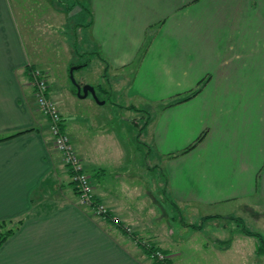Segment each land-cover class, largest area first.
I'll use <instances>...</instances> for the list:
<instances>
[{"label": "crops", "instance_id": "0c3cea01", "mask_svg": "<svg viewBox=\"0 0 264 264\" xmlns=\"http://www.w3.org/2000/svg\"><path fill=\"white\" fill-rule=\"evenodd\" d=\"M19 1L0 0V264H264V0ZM76 28L88 48L76 66L97 64L111 87L138 82L127 94L139 111L105 112L149 113L143 126L105 122L103 82L104 103L57 85L51 58L59 44L72 52ZM32 66L108 215L80 202Z\"/></svg>", "mask_w": 264, "mask_h": 264}, {"label": "rangeland", "instance_id": "374dc122", "mask_svg": "<svg viewBox=\"0 0 264 264\" xmlns=\"http://www.w3.org/2000/svg\"><path fill=\"white\" fill-rule=\"evenodd\" d=\"M38 2H39V0H26L25 1V3L29 4V5L30 4L34 5V3L38 4ZM42 2L44 3L45 1H42ZM73 2H74V4H79V3H75L74 0H71L70 4H73ZM15 3H17V4L19 3V5H21V1H19V0H15ZM79 6H80V4H79ZM34 7H30V8L33 9ZM38 9H39V7H37V10ZM75 19H78L77 15H76ZM82 22L83 21H81V23ZM43 28H45V25L40 23V25L37 26L35 28V30L40 35L42 30H43ZM76 29L78 31L77 32L78 40H77V42L76 41L74 42V40L72 41V42H74V44H72V46H71L72 52L70 53V48L69 47L66 50V48H67L66 45L64 46L62 44H59V46H58V55H57V53H54V56H56V57L55 58L54 57L51 58L54 61V66L56 68L57 76L58 75H62V77H61L60 81L57 83V85L61 86L64 89L63 92H68V90H71V89L74 90L76 88V83L82 85L81 83L84 80H86V81L91 82V85H93L95 87L96 94H97L99 99L104 96V93H103V90L101 89V87L108 88V96H105V98L107 99L106 106L102 107V109H101V110L104 111L103 114L105 115V117H104V119L106 120L105 122L108 121V117L116 116L118 121L119 120L122 121L121 118H119L122 115L135 114L137 116H143V117L136 119L137 120L136 125H134V126H130L129 125L130 128H131L129 131L131 132V130H133V129L136 130V128H138L140 126H143L145 124V122L147 121V119H149V117H150L149 113H140V112H138L136 114V113H133L132 111H129V110H123V111H121V113L117 112V111L115 112V110L113 112H111V111L105 112L106 110H108L107 109L108 107L111 106V108H112V106H114L115 104H119L121 106H128V105L131 106L132 105L133 107H135V108L137 107L138 108L136 103H138L141 100V98L140 97H136V98L131 99V98H129V96L127 94V92L132 91L131 90V86L132 87H137L138 86V82L136 81V77H135V80H133L131 82H129L126 79H123V80L119 81L116 84V86L112 85V87H111L110 84H108V82H106L103 79L104 77H101V74L98 73L97 64L93 63L90 66V68H85L86 66H84V67H78L77 69H74L73 77L75 78V81L72 79L71 75L69 74L71 67L73 66L74 63H76L77 65H80V64H82V63H84L86 61L87 56L85 57L84 53L88 49L87 45L80 41V38H81L80 36L82 34L81 30H79V28H76ZM57 30H59V29H57ZM62 30L65 31L68 35H71V36L75 37V33H73L74 29L73 30L71 29V32H70V29L69 30L62 29ZM47 36L45 38L44 35H42L41 36V40L43 41V46H45V47L47 46V47L51 48V45H53V43L51 41H49V38ZM59 40H61V37H59ZM54 45H57V44L54 43ZM42 49L46 50L45 48H42ZM85 55H88V53L85 54ZM76 64H74V65H76ZM60 70L62 72H60V74H59ZM99 82H103L101 87L98 86ZM76 92H77V90H76ZM89 96H91V98H92L91 94H89ZM100 100H103V99H100ZM95 101H97V100L95 99ZM92 102H94V101H92ZM129 102H131V103L127 104ZM92 104H95V103H92ZM87 105H89L87 103V100L83 101V99H79V101H77L74 104V110H75V112L73 113L74 116H75L74 118H77V120H80V117H82L83 115H85L87 113V107H88ZM117 109H119V108L117 107ZM139 110L140 109L138 108L137 111H139ZM85 111H86V113H85ZM113 123L116 125L115 120H114ZM119 124H120V127L123 128V129L126 127V124H124L122 122L119 123ZM132 145H134V144H132ZM139 163H141V162H138V165H139ZM129 165L130 166L132 165V167H134L137 164H136V162H129ZM140 168L141 167L139 166V170H140ZM142 175L144 177V174H142ZM236 221L238 222V220H236ZM5 229H6V227H3V226L0 228V235L5 233V231L7 230V229L6 230ZM191 243H192V241H191ZM193 259H194L193 257H191V258H182V264H185L183 261L188 263V262H192ZM177 260H178V258H174L173 259L174 263H177ZM201 260L203 261V259H201Z\"/></svg>", "mask_w": 264, "mask_h": 264}, {"label": "built area", "instance_id": "2783aa9c", "mask_svg": "<svg viewBox=\"0 0 264 264\" xmlns=\"http://www.w3.org/2000/svg\"><path fill=\"white\" fill-rule=\"evenodd\" d=\"M29 77L33 86L36 105L48 119L53 144L60 152L62 161L70 172V177L78 192L80 202L92 207L97 214L108 215L107 206L96 201L91 174L85 168L81 157L71 142L68 132L64 128L62 113L48 94L49 83L45 72L39 67L32 66L29 69ZM114 220L118 222L119 219L114 218ZM126 229L131 231L130 227H126ZM154 255L159 259L165 258V255L160 251H155Z\"/></svg>", "mask_w": 264, "mask_h": 264}, {"label": "water", "instance_id": "95a60500", "mask_svg": "<svg viewBox=\"0 0 264 264\" xmlns=\"http://www.w3.org/2000/svg\"><path fill=\"white\" fill-rule=\"evenodd\" d=\"M78 67L76 65L72 66L70 69V75L72 77V79L75 81V78L73 77V71L74 69ZM76 89H77V94L81 97H85L88 94H91L97 101L104 103L105 100H100L96 94V90L95 87L89 83L80 85L78 83H76Z\"/></svg>", "mask_w": 264, "mask_h": 264}, {"label": "trees", "instance_id": "16d2710c", "mask_svg": "<svg viewBox=\"0 0 264 264\" xmlns=\"http://www.w3.org/2000/svg\"><path fill=\"white\" fill-rule=\"evenodd\" d=\"M85 64H81V66H83ZM30 69V68H29ZM196 93V91L192 92L191 95H194ZM189 97V96H187ZM96 198V197H95ZM97 202H99L97 199H96ZM10 230H6L4 234L0 235V244L4 241V239L6 238V236L9 234ZM151 248H149L150 250ZM150 251H153V249H151Z\"/></svg>", "mask_w": 264, "mask_h": 264}, {"label": "flooded vegetation", "instance_id": "af4514ba", "mask_svg": "<svg viewBox=\"0 0 264 264\" xmlns=\"http://www.w3.org/2000/svg\"><path fill=\"white\" fill-rule=\"evenodd\" d=\"M83 85V84H82Z\"/></svg>", "mask_w": 264, "mask_h": 264}]
</instances>
